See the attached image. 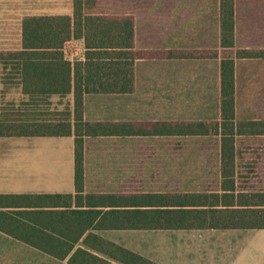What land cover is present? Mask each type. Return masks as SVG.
<instances>
[{
    "label": "trees",
    "instance_id": "1",
    "mask_svg": "<svg viewBox=\"0 0 264 264\" xmlns=\"http://www.w3.org/2000/svg\"><path fill=\"white\" fill-rule=\"evenodd\" d=\"M70 16L34 15L22 21V50L1 54L0 63L15 84L31 97L73 94L74 116L68 123L46 124L3 114L0 137L75 136L73 195H44L30 211L0 212V231L69 264H158L127 248L104 240L103 230H262L264 189H245L242 181H257L236 163L235 138L264 134V121H237L235 61L222 59V118L217 122H88L84 98L93 94H131L135 88L136 30L126 15H106L104 2L72 0ZM104 10V12H103ZM222 46L235 47L234 0H221ZM83 39L84 60L66 58L65 46ZM238 58H264V51L240 50ZM168 58H216L217 52L170 51ZM30 115V114H28ZM20 117V116H18ZM33 120V121H31ZM228 126L230 133H224ZM222 136L221 192L85 194L84 139L108 136ZM260 147V145H255ZM254 155V154H253ZM250 155V156H253ZM264 154H256L254 158ZM242 158L241 153L238 154ZM261 162V161H260ZM264 162V161H263ZM246 177V178H244ZM28 204H32L29 202ZM43 207L59 208L45 210ZM62 208V209H61ZM83 247L77 244L83 239Z\"/></svg>",
    "mask_w": 264,
    "mask_h": 264
},
{
    "label": "crops",
    "instance_id": "2",
    "mask_svg": "<svg viewBox=\"0 0 264 264\" xmlns=\"http://www.w3.org/2000/svg\"><path fill=\"white\" fill-rule=\"evenodd\" d=\"M69 2L65 5L54 2L51 11H42L43 14L37 12L20 15L21 11H18L14 19L18 17V25L21 27V35L18 39L20 46L8 52L16 53L22 50V21L27 16H70L74 20V5L72 0ZM104 6L106 10L103 12L106 15H126L134 19L136 51L140 53V57L134 66V92L86 95L84 98L86 121H220L222 59L235 61L236 120L264 121V58L247 59L238 58L237 55L240 50H264V0H234L235 47L233 48L222 46L221 0H213L212 6L201 0H118L116 4L104 2ZM10 23H14V20L10 21V2H8L7 27H10ZM7 31L6 40L9 41L10 30ZM170 51H210L217 52L218 57L168 58L167 53ZM64 52L66 58L71 61L84 60L83 39H72L66 44ZM247 71L254 74L261 72L262 75H255L251 79V76L247 77L245 73ZM252 80L257 81L263 88L262 92L260 89L256 90L261 94L259 97H255V88L249 85ZM15 91L20 93L26 102L40 100L41 103L44 100L60 97L59 95L31 97L25 94L22 86L18 84ZM69 96L73 103V94ZM253 106L257 107V113L251 111ZM244 113H251L254 119L241 118ZM212 136L219 138V141L207 147H196V144L188 146V141L185 140H200L197 138L201 137L208 139L207 137ZM175 139L185 140L186 144L182 150H174ZM20 144L23 145L24 150L22 161L25 172L31 169L33 173L38 171L44 181H61L64 176L62 171L65 170L67 181H73V186L70 191L46 192L30 189L21 192L18 191L19 188H10V192L0 190V212L11 214L15 211L36 210L39 208L28 206H34V202L40 201L44 195L76 193L75 136L0 137V154L5 151L6 155V158L0 156V181H10V155L21 149ZM207 152L214 153L207 162L210 163L209 165L202 163L207 159ZM235 152L236 163L259 165L260 161H264L260 156L254 158L256 154H264V146L236 145ZM35 153H38V156H35ZM41 153L46 155L44 159L40 158ZM239 153L243 155L242 158L238 157ZM18 161L13 159L11 163L15 166ZM15 170L18 169L11 171ZM173 170L176 177H169ZM84 181L85 194L90 195L202 193L207 190L221 192L224 185L222 137L220 135L87 137L84 139ZM29 202L32 204H28ZM42 209L58 210L59 208L43 207ZM110 231L129 230H103L95 233L104 240L116 244L106 238V233ZM0 233L29 245L12 235L2 231ZM84 239L85 236L77 244L78 247H83ZM8 257L1 259L0 264H8Z\"/></svg>",
    "mask_w": 264,
    "mask_h": 264
},
{
    "label": "rangeland",
    "instance_id": "3",
    "mask_svg": "<svg viewBox=\"0 0 264 264\" xmlns=\"http://www.w3.org/2000/svg\"><path fill=\"white\" fill-rule=\"evenodd\" d=\"M207 5L213 4V0H201ZM10 2V27L6 25L7 5ZM54 2L70 3L69 0H0V58L1 54L8 53L9 50L18 48V39L21 35V27L18 25V17L14 19L18 11L20 15L35 14L42 11H51ZM61 5V4H57ZM13 17V18H12ZM10 30V40L7 39ZM248 52H258L257 50H247ZM264 51V50H260ZM248 59V58H247ZM1 62V61H0ZM251 79L255 75H262L261 72H245ZM255 88V97L261 94L256 90L260 89L257 81L249 84ZM16 84L10 73V66L5 70L0 63V118L3 114L10 117V120L39 119L46 124H66L73 119L74 104L69 95L65 97H55L53 100L24 101L20 93L15 91ZM251 111L257 113V107H251ZM13 112V114H11ZM30 114V115H28ZM20 116V117H18ZM241 118L254 119L251 113H244ZM33 121V120H31ZM264 130V128H263ZM230 133L228 126L223 130ZM221 136V135H220ZM222 137V136H221ZM196 139H185L188 146L201 147L216 144L219 138L215 136ZM184 139H175L174 150L180 151L185 146ZM235 144L239 146H264V134L244 135L235 138ZM21 149L10 155V181H0V190L10 192V188H19L24 192L30 189L42 191H70L73 181H67L65 170L61 181H44L38 171L31 172L23 169L24 156L23 145ZM38 156V153L34 154ZM6 158L5 151L0 154ZM44 159V153L39 154ZM214 156V153L207 152V159L202 163H207ZM19 160L13 166L12 160ZM5 160V159H4ZM13 169H18L11 171ZM178 170V169H177ZM244 170L249 173L254 172L257 181H242L241 187L245 189H264V162L259 165H244ZM178 171H176L177 173ZM182 171H180L181 173ZM164 174V173H163ZM176 177L174 170L169 177ZM178 176V175H177ZM17 177V178H16ZM246 178V177H244ZM106 238L139 253L158 264H264V230H142V231H110L106 233ZM8 257V264H69L68 261L58 260L37 249L21 243L9 236L0 233V260ZM2 257V258H1Z\"/></svg>",
    "mask_w": 264,
    "mask_h": 264
}]
</instances>
